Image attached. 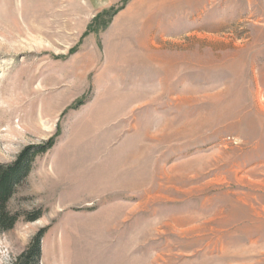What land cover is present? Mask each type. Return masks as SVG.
Wrapping results in <instances>:
<instances>
[{
	"label": "rangeland",
	"instance_id": "rangeland-1",
	"mask_svg": "<svg viewBox=\"0 0 264 264\" xmlns=\"http://www.w3.org/2000/svg\"><path fill=\"white\" fill-rule=\"evenodd\" d=\"M51 137L0 264H264V0H0V165Z\"/></svg>",
	"mask_w": 264,
	"mask_h": 264
},
{
	"label": "trees",
	"instance_id": "trees-1",
	"mask_svg": "<svg viewBox=\"0 0 264 264\" xmlns=\"http://www.w3.org/2000/svg\"><path fill=\"white\" fill-rule=\"evenodd\" d=\"M55 142V138H49L40 146H28L23 149L11 165H0V231L13 228L18 220V214L11 213L7 204L12 197L15 188L22 182L31 170L32 160L37 154L49 150ZM41 216V211H33L25 214L26 221H34ZM45 229H41L31 240L28 248L20 254L14 264H37L40 256V239Z\"/></svg>",
	"mask_w": 264,
	"mask_h": 264
}]
</instances>
